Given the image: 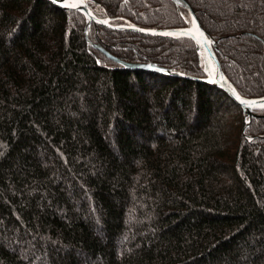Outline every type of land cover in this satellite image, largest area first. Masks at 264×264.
I'll return each mask as SVG.
<instances>
[{
	"label": "trees",
	"instance_id": "1",
	"mask_svg": "<svg viewBox=\"0 0 264 264\" xmlns=\"http://www.w3.org/2000/svg\"><path fill=\"white\" fill-rule=\"evenodd\" d=\"M186 1L238 92L264 98V0ZM94 3L115 25L191 26L170 0ZM85 29L0 0V264H264V118L246 131L191 39L93 25L94 45L157 67L130 70Z\"/></svg>",
	"mask_w": 264,
	"mask_h": 264
},
{
	"label": "water",
	"instance_id": "2",
	"mask_svg": "<svg viewBox=\"0 0 264 264\" xmlns=\"http://www.w3.org/2000/svg\"><path fill=\"white\" fill-rule=\"evenodd\" d=\"M54 6L67 11V12H77L82 14L86 18V38L89 47H92L95 50L101 51L109 59L119 64L120 66L130 69V70H143V71H152L157 69L154 65H131L127 63L120 62L118 59L114 58L108 52H106L102 47L94 45L89 38V31L95 25L96 27H102L105 29H110L116 32H126V33H135L147 37L160 38V39H171L173 37H183L188 38L187 36H181L179 34L184 32H190L194 35L195 38L191 40L195 43L197 51L204 61L205 72L208 77V80H200L202 82H207L212 87L217 88L224 93H226L244 112L246 120H248L246 131L251 126L253 119L255 118H264L262 116L256 115L257 112H264V98L261 99H247L244 98L236 89V87L230 82L226 74L223 71L222 65L218 58V41L213 40L208 36L204 28L202 27L199 18L195 11L192 9L190 4L186 0H170L176 7L185 11L191 20V26L187 29H178V30H167V31H158V30H148L139 28L131 23H127L124 26H115L114 20L107 19L103 20L98 18L94 8L101 9V6L98 3H94V7L89 5L90 0H47ZM65 5H76V7H66ZM193 21L195 23H193ZM199 26L200 31L203 32L204 36L201 37L199 32L196 30V26ZM162 33H173L175 35H162ZM205 38L211 41L210 44L205 42ZM161 74L181 79L197 80L195 78L189 77L184 73L178 72L176 70H166L162 69ZM198 81V80H197ZM239 97V98H237ZM245 131V132H246ZM246 139L252 143L255 139L252 137L246 136Z\"/></svg>",
	"mask_w": 264,
	"mask_h": 264
},
{
	"label": "snow or ice",
	"instance_id": "3",
	"mask_svg": "<svg viewBox=\"0 0 264 264\" xmlns=\"http://www.w3.org/2000/svg\"><path fill=\"white\" fill-rule=\"evenodd\" d=\"M65 6H66V7H73V8L76 7V5H65ZM193 23H195V22L193 21ZM196 30L199 32V34H200L201 37L204 36L203 32L200 31L198 25L196 26ZM162 35H175V34H173V33H162ZM179 35H181V36H187V37H189L190 39L195 38L194 35H193L192 33H190V32H184V33H181V34H179ZM205 42H206L207 44H210V43H211V41L207 40L206 38H205ZM237 98H239V97H237Z\"/></svg>",
	"mask_w": 264,
	"mask_h": 264
},
{
	"label": "rangeland",
	"instance_id": "4",
	"mask_svg": "<svg viewBox=\"0 0 264 264\" xmlns=\"http://www.w3.org/2000/svg\"><path fill=\"white\" fill-rule=\"evenodd\" d=\"M97 14H99V15H105V17L107 16L102 9H98L97 10ZM184 15H187V14H184ZM186 18L189 19V16L187 15ZM190 23H191V21H190Z\"/></svg>",
	"mask_w": 264,
	"mask_h": 264
}]
</instances>
